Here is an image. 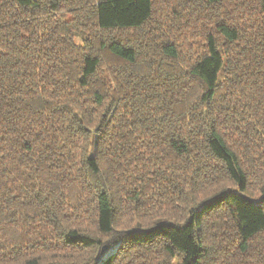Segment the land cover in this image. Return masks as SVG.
<instances>
[{"label":"trees","instance_id":"trees-1","mask_svg":"<svg viewBox=\"0 0 264 264\" xmlns=\"http://www.w3.org/2000/svg\"><path fill=\"white\" fill-rule=\"evenodd\" d=\"M0 264H264V0H0Z\"/></svg>","mask_w":264,"mask_h":264},{"label":"rangeland","instance_id":"rangeland-1","mask_svg":"<svg viewBox=\"0 0 264 264\" xmlns=\"http://www.w3.org/2000/svg\"><path fill=\"white\" fill-rule=\"evenodd\" d=\"M232 206H233V209H234V211H235V217H236L237 220L241 223V218H240L239 214L236 212V210H235V206H234V205H232Z\"/></svg>","mask_w":264,"mask_h":264}]
</instances>
